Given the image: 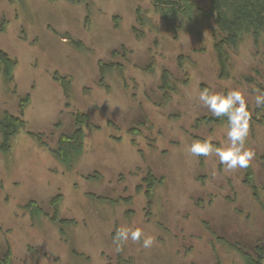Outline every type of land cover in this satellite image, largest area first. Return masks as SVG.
I'll return each mask as SVG.
<instances>
[{
  "label": "rangeland",
  "instance_id": "obj_1",
  "mask_svg": "<svg viewBox=\"0 0 264 264\" xmlns=\"http://www.w3.org/2000/svg\"><path fill=\"white\" fill-rule=\"evenodd\" d=\"M158 4L0 0V50L14 60L13 81L0 74V116L17 115L19 99L30 97L25 130L0 151V258L9 249L12 264L257 262V246L264 248V119L249 121L245 142L254 153L258 199L245 168L229 170L215 153L195 156L189 148L205 139L230 144L227 121L196 122L211 116L199 100L203 90H240L251 115L264 114L255 105L264 87V31L230 52L225 74L213 47L221 37L214 20L169 27ZM76 110L88 119L83 148L67 168L51 150L75 129ZM149 171L156 182L147 205ZM29 201L44 213L33 216L24 208ZM121 228L141 229L142 237L118 252ZM147 236L154 238L150 248L142 247Z\"/></svg>",
  "mask_w": 264,
  "mask_h": 264
},
{
  "label": "trees",
  "instance_id": "obj_2",
  "mask_svg": "<svg viewBox=\"0 0 264 264\" xmlns=\"http://www.w3.org/2000/svg\"><path fill=\"white\" fill-rule=\"evenodd\" d=\"M158 9L169 27H181L187 19L209 20L212 19L217 25L221 37L214 43L213 47L220 64L221 72L227 74L226 64L230 59V52L235 51L242 39L250 35L253 40L257 41L264 31V0H208L206 8L201 7L196 0H158ZM139 22V31L145 25L144 18L137 16ZM238 30V31H237ZM137 33L139 37L143 33ZM238 33V34H237ZM239 39V40H238ZM14 60L5 52L0 50V74L6 84L13 81ZM168 74L165 72L162 81V88L168 92L170 88L168 84ZM264 91V87L261 88ZM29 95L19 99L18 114H11L4 111L0 116V151L6 153L9 151L13 137L20 130H25L26 121L24 119V110L29 102ZM264 106L258 107L263 109ZM257 109V111H258ZM264 114L251 115L250 125L263 121ZM252 117L255 119L252 120ZM87 117L80 111H74L75 129L69 134H60L57 139V147L51 150L54 156L65 167L70 168V165L77 158L83 148L84 131L83 125L87 122ZM200 123H222L227 121V117L213 118L212 116H201L196 119ZM42 146H46L40 143ZM146 181V190L144 191L147 205L151 202V194L155 181V177L148 172ZM244 181L249 185L252 194L258 199V192L253 179V173L250 165L245 168ZM56 202V201H55ZM24 208L33 214V216H41L44 211L35 202L29 201ZM58 206L54 203V214H57ZM257 262L252 258H246L247 264H259L264 258V250L262 247H257ZM9 249L0 258V264H12Z\"/></svg>",
  "mask_w": 264,
  "mask_h": 264
},
{
  "label": "clouds",
  "instance_id": "obj_3",
  "mask_svg": "<svg viewBox=\"0 0 264 264\" xmlns=\"http://www.w3.org/2000/svg\"><path fill=\"white\" fill-rule=\"evenodd\" d=\"M259 91V90H256ZM199 100L208 109L213 118L227 117V139L230 144L226 147L214 146L210 139L203 142L196 141L191 144L189 151L195 156H205L215 153L219 162L229 170L247 168L254 153L245 148L246 138L249 134V121L251 111L244 94L240 90H231L227 94L217 93L211 90H203L199 94ZM256 107L264 106V91L255 96ZM141 229L121 228L116 231L114 242L117 251L122 249L125 242L131 239L133 242L140 241ZM154 242L151 236L144 237L142 247L150 248Z\"/></svg>",
  "mask_w": 264,
  "mask_h": 264
},
{
  "label": "flooded vegetation",
  "instance_id": "obj_4",
  "mask_svg": "<svg viewBox=\"0 0 264 264\" xmlns=\"http://www.w3.org/2000/svg\"><path fill=\"white\" fill-rule=\"evenodd\" d=\"M258 247V246H257ZM259 247H262L263 248V246H259ZM264 249V248H263ZM258 252V251H257ZM257 257V256H256Z\"/></svg>",
  "mask_w": 264,
  "mask_h": 264
},
{
  "label": "bare ground",
  "instance_id": "obj_5",
  "mask_svg": "<svg viewBox=\"0 0 264 264\" xmlns=\"http://www.w3.org/2000/svg\"><path fill=\"white\" fill-rule=\"evenodd\" d=\"M238 31V30H237ZM238 34V33H237ZM239 40V39H238Z\"/></svg>",
  "mask_w": 264,
  "mask_h": 264
}]
</instances>
